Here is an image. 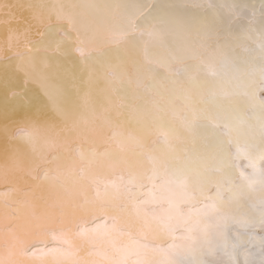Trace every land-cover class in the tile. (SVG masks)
Segmentation results:
<instances>
[{"label":"bare ground","instance_id":"obj_1","mask_svg":"<svg viewBox=\"0 0 264 264\" xmlns=\"http://www.w3.org/2000/svg\"><path fill=\"white\" fill-rule=\"evenodd\" d=\"M0 264H264V0H0Z\"/></svg>","mask_w":264,"mask_h":264}]
</instances>
